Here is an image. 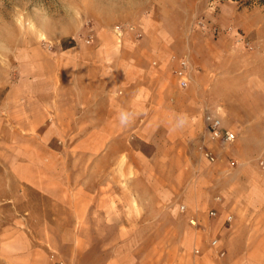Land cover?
Listing matches in <instances>:
<instances>
[{
	"label": "rangeland",
	"instance_id": "374dc122",
	"mask_svg": "<svg viewBox=\"0 0 264 264\" xmlns=\"http://www.w3.org/2000/svg\"><path fill=\"white\" fill-rule=\"evenodd\" d=\"M149 21L161 23L180 46L189 42L200 54L214 56L210 80H223L229 99L264 90V4L257 0H0V264H97L102 257L96 250L112 243L96 239L97 231H103L96 210L86 217L85 186L93 191L88 199L96 197L99 178L82 175L79 113L56 114L49 96L66 91L68 72L57 70L56 63L105 40L116 24H134L145 32ZM192 66L200 70V65ZM195 94L201 103L199 91ZM251 100L260 103L262 98ZM165 144L157 129L151 138L137 137L133 148L145 159L174 157L163 151ZM260 154L264 152L254 156ZM207 163L203 176L134 177L133 209L126 212L150 224L121 229L151 233L153 239L167 236L169 240H152V247H184L197 255L195 247L201 252L200 245L209 247L214 236L199 230L201 220L218 218V211L209 208L214 201L223 213L230 209L232 214L231 220L225 216V229L216 238L225 248L239 247L240 240L228 241L227 228L236 220L234 232L246 235L261 224L236 207L245 197L244 186L257 180L264 188V169L252 160L251 171L239 169L251 172L245 178L237 166ZM222 167L226 172L220 174ZM198 188L205 196L200 205ZM210 209L215 216H209ZM104 229L111 232V226Z\"/></svg>",
	"mask_w": 264,
	"mask_h": 264
},
{
	"label": "crops",
	"instance_id": "0c3cea01",
	"mask_svg": "<svg viewBox=\"0 0 264 264\" xmlns=\"http://www.w3.org/2000/svg\"><path fill=\"white\" fill-rule=\"evenodd\" d=\"M145 26V32L137 27L142 32L140 37L127 32L118 38L110 30L105 40L93 41L86 52L80 51V56L56 63L57 70L64 67L68 72L66 91L49 96L56 114L79 113L82 175L99 178L96 197L88 199L93 191L85 186L86 217L95 209L96 224L103 226L96 239L112 243L96 250V256L102 257L97 264H264V199L260 195L264 188L257 180L244 186L245 197L236 209L241 215L256 217L261 224H255L256 231L246 235L234 232L236 220L233 227L227 228L228 241L240 240L243 243L239 247L229 249L223 243L216 248L200 245L201 252L195 247L199 253L196 255L184 247H152V240H169L167 236L153 239L151 233L121 229L120 226L148 221L150 224V220L126 212L133 209L132 180L136 176H203L208 173L209 160L199 153L201 146L215 155V161L210 163L237 166L236 170L251 171L248 164L252 160L260 169L258 159L264 158L262 154L254 156L264 152V90L257 95L262 98L260 103L251 100L257 97L255 90H247L243 94L245 99L242 96L229 99L226 83L221 79L210 80L215 70L214 56L200 54L201 50L189 42L180 46L179 38L167 32L161 23L152 25L149 21ZM182 58H187L191 66L200 65L198 72L192 66L186 87L179 85L176 73ZM196 83L207 84L208 88H197ZM197 91L205 105L197 99ZM206 114L219 118L221 128L234 132L235 139L232 142L212 139L206 129ZM157 129L164 134L167 146L163 151H171L174 157L156 160L137 155L133 148L136 138H151ZM231 161L235 164L231 165ZM149 170L153 172H145ZM245 170H239V176L251 177V172ZM224 172L222 167L219 173ZM195 192L200 205L204 191L198 188ZM253 194L256 200L252 199ZM158 195L156 201L163 194ZM210 204L209 208H215L219 216L201 220L199 230L211 232L214 238L215 233L225 229L221 228L225 216L232 214L230 209L223 213V207L214 201ZM107 226H111V232L104 231ZM136 241L144 243L135 244ZM219 250L224 251L222 257Z\"/></svg>",
	"mask_w": 264,
	"mask_h": 264
},
{
	"label": "built area",
	"instance_id": "2783aa9c",
	"mask_svg": "<svg viewBox=\"0 0 264 264\" xmlns=\"http://www.w3.org/2000/svg\"><path fill=\"white\" fill-rule=\"evenodd\" d=\"M112 31L118 38H122L125 33L127 32H133L136 37L142 36V32L134 25V24H116L112 28ZM89 41V40H87ZM191 64L187 58H182L179 61V67L176 70L177 76H178V82L181 87H186L190 82V74H191ZM206 120V129L209 133V136L212 139H218L226 142H232L235 139L234 132L228 130V129H222L221 128V121L219 118L214 116L213 114H206L205 115ZM201 152L203 156L208 159L210 162L215 161V155L212 151L204 148L201 146ZM235 164L234 161H231V165ZM258 166L261 168H264V158L258 159ZM209 216H215L216 211L210 209L208 211ZM232 216L227 215L226 220H231ZM210 245L214 248H216L219 245L218 238L214 237L210 240ZM195 252H198L196 250ZM219 255L222 256L224 254L223 250L218 251Z\"/></svg>",
	"mask_w": 264,
	"mask_h": 264
},
{
	"label": "trees",
	"instance_id": "16d2710c",
	"mask_svg": "<svg viewBox=\"0 0 264 264\" xmlns=\"http://www.w3.org/2000/svg\"><path fill=\"white\" fill-rule=\"evenodd\" d=\"M249 1V0H246ZM259 3L264 4V0H257Z\"/></svg>",
	"mask_w": 264,
	"mask_h": 264
},
{
	"label": "bare ground",
	"instance_id": "6f19581e",
	"mask_svg": "<svg viewBox=\"0 0 264 264\" xmlns=\"http://www.w3.org/2000/svg\"><path fill=\"white\" fill-rule=\"evenodd\" d=\"M190 222H191V223H195V221H194V220H190Z\"/></svg>",
	"mask_w": 264,
	"mask_h": 264
}]
</instances>
